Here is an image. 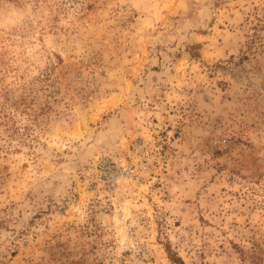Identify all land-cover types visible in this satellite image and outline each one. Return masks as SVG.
Returning <instances> with one entry per match:
<instances>
[{
    "label": "rangeland",
    "instance_id": "374dc122",
    "mask_svg": "<svg viewBox=\"0 0 264 264\" xmlns=\"http://www.w3.org/2000/svg\"><path fill=\"white\" fill-rule=\"evenodd\" d=\"M0 264H264V0H0Z\"/></svg>",
    "mask_w": 264,
    "mask_h": 264
},
{
    "label": "clouds",
    "instance_id": "9594fccd",
    "mask_svg": "<svg viewBox=\"0 0 264 264\" xmlns=\"http://www.w3.org/2000/svg\"><path fill=\"white\" fill-rule=\"evenodd\" d=\"M31 16L30 8H18L14 4L0 10V27L15 28Z\"/></svg>",
    "mask_w": 264,
    "mask_h": 264
},
{
    "label": "trees",
    "instance_id": "16d2710c",
    "mask_svg": "<svg viewBox=\"0 0 264 264\" xmlns=\"http://www.w3.org/2000/svg\"><path fill=\"white\" fill-rule=\"evenodd\" d=\"M170 256L173 259V262L175 264H183V261H182V259L179 256H176V255H174V256L170 255Z\"/></svg>",
    "mask_w": 264,
    "mask_h": 264
}]
</instances>
